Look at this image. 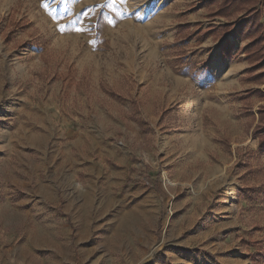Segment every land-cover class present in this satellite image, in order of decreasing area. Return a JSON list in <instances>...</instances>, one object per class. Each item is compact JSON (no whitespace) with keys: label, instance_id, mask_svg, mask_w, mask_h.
<instances>
[{"label":"rangeland","instance_id":"obj_1","mask_svg":"<svg viewBox=\"0 0 264 264\" xmlns=\"http://www.w3.org/2000/svg\"><path fill=\"white\" fill-rule=\"evenodd\" d=\"M208 1L0 0V264H264V86L236 28L182 41Z\"/></svg>","mask_w":264,"mask_h":264},{"label":"trees","instance_id":"obj_2","mask_svg":"<svg viewBox=\"0 0 264 264\" xmlns=\"http://www.w3.org/2000/svg\"><path fill=\"white\" fill-rule=\"evenodd\" d=\"M206 6L208 19H223L226 24L210 26L198 33L189 25L179 27L178 34L183 38L182 41L193 39L202 42L207 38L222 40L220 54L223 58H231L234 46L225 36L236 28L235 35L246 41L245 59L250 66L246 80L264 86V0H209ZM252 95L257 96L259 102H264V92L259 90H248L242 99L246 101ZM247 114H251L250 109ZM252 118L250 128L256 119ZM251 134L257 140L259 151L264 152V104L258 107L257 123Z\"/></svg>","mask_w":264,"mask_h":264}]
</instances>
